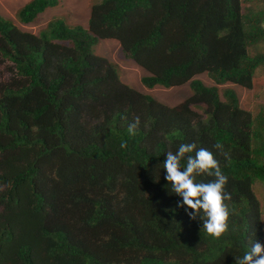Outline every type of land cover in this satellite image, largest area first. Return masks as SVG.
Segmentation results:
<instances>
[{
  "label": "trees",
  "instance_id": "16d2710c",
  "mask_svg": "<svg viewBox=\"0 0 264 264\" xmlns=\"http://www.w3.org/2000/svg\"><path fill=\"white\" fill-rule=\"evenodd\" d=\"M94 1L87 29L52 18L21 30L60 0H28L17 23L0 15V264H236L264 242L253 191L264 187V107L253 115L218 87L251 89L264 67V0L248 12L242 0ZM101 39L142 69L144 88L187 84L191 97L170 107L125 85L93 55ZM181 143L213 152L229 177L234 214L219 239L176 207L164 178Z\"/></svg>",
  "mask_w": 264,
  "mask_h": 264
},
{
  "label": "clouds",
  "instance_id": "9594fccd",
  "mask_svg": "<svg viewBox=\"0 0 264 264\" xmlns=\"http://www.w3.org/2000/svg\"><path fill=\"white\" fill-rule=\"evenodd\" d=\"M92 53L94 56L101 57L96 53V48L95 53L93 51ZM140 123V118L136 117L128 125L130 135L136 134ZM120 146L128 147L126 141H122ZM214 147L223 149V145L219 143ZM223 154L227 156V153ZM184 160L186 165L182 164ZM163 169L166 171L164 178L171 184V191L182 198V201L177 202V208H184L191 220L199 218L203 229L214 238L219 239L228 232L229 220L234 214L226 203L232 200V194L227 191L229 177L222 172L213 152L206 148H197L195 143H181L175 152L171 150L167 152ZM204 175L215 177V179L209 182L197 180V177ZM236 264H264V242L259 239L251 241L250 250L236 259Z\"/></svg>",
  "mask_w": 264,
  "mask_h": 264
},
{
  "label": "rangeland",
  "instance_id": "374dc122",
  "mask_svg": "<svg viewBox=\"0 0 264 264\" xmlns=\"http://www.w3.org/2000/svg\"><path fill=\"white\" fill-rule=\"evenodd\" d=\"M27 1L28 0H0V15L17 23L15 14ZM94 2V0H60L58 6L49 9L46 13L41 15L34 24L26 26L22 25L21 30L37 34L52 18H62L71 25L76 22H81L83 21L85 13L89 12V9ZM242 2V12L255 10L257 6L259 8L262 6V0H242ZM101 44L102 47H96V53L100 55L101 50L106 48L108 54L107 59L110 62L118 63L116 65L118 67V75L121 82L125 85H128L141 93L151 95L159 103L170 107H175L191 97L192 92L187 84L170 89L161 87L153 89L144 88L140 82L144 72L136 67L132 61L126 59L119 52L117 45L110 44L108 46L109 43L107 42ZM262 49L264 50V45ZM5 70L6 65L0 64V85L7 82L8 72ZM196 78L201 80L206 86H213V82L205 73L196 76ZM228 87L234 89L237 93L242 109L255 115L261 106L264 107V67H260L256 70L251 89H245L233 84H230ZM223 89L224 86L219 87L221 98ZM204 108L205 106L202 104L192 106V109L199 114L204 113ZM253 191L262 207L261 223L264 239V187L261 184H256L253 186Z\"/></svg>",
  "mask_w": 264,
  "mask_h": 264
},
{
  "label": "crops",
  "instance_id": "0c3cea01",
  "mask_svg": "<svg viewBox=\"0 0 264 264\" xmlns=\"http://www.w3.org/2000/svg\"><path fill=\"white\" fill-rule=\"evenodd\" d=\"M88 17H89V12H87V13H85V15H84V18H83V21H81V22H76L74 25H80V26H82V27H84V29H87L88 28ZM103 42H107V43H109L108 44V46L110 45V44H114V45H117L118 46V49H119V44H118V42L117 41H115V40H100L93 48H92V51L95 53V48L96 47H102V44L101 43H103ZM107 51H106V48L105 49H102L101 50V54H100V56L101 57H105L106 59H107ZM132 61V60H131ZM111 63H113V64H118L117 62H111ZM132 63L134 64V65H136V67H138L137 66V64H135V62H133L132 61ZM139 68V67H138ZM140 70H141V68H139Z\"/></svg>",
  "mask_w": 264,
  "mask_h": 264
}]
</instances>
